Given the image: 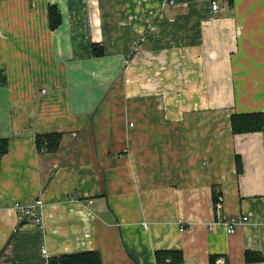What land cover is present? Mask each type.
<instances>
[{"label":"crops","instance_id":"1","mask_svg":"<svg viewBox=\"0 0 264 264\" xmlns=\"http://www.w3.org/2000/svg\"><path fill=\"white\" fill-rule=\"evenodd\" d=\"M164 1L0 0V264H264V131L230 123L264 113V0ZM37 199L43 225L18 227Z\"/></svg>","mask_w":264,"mask_h":264},{"label":"trees","instance_id":"2","mask_svg":"<svg viewBox=\"0 0 264 264\" xmlns=\"http://www.w3.org/2000/svg\"><path fill=\"white\" fill-rule=\"evenodd\" d=\"M48 21L49 28L51 30L56 29L61 23V17L56 7L49 6ZM91 54L94 57H101L103 50L101 47H97L91 44ZM231 131L233 134H246L264 131V113L252 112V113H236L232 114L230 118ZM62 139V134L58 132L36 135L35 146L39 152L53 153L57 151ZM7 152V140L0 141V156H3ZM236 171L237 174L241 173V160L236 157ZM25 223H21L20 227ZM176 252L169 250H159L155 252L156 264L174 263L172 256ZM171 257V258H168ZM245 261H262L263 257L259 254L246 251L244 254ZM169 259V260H168ZM216 257L211 256V264H213ZM182 258H179L181 261ZM47 264H101L99 254L95 251H84L71 254H62L58 256H52L48 259Z\"/></svg>","mask_w":264,"mask_h":264},{"label":"built area","instance_id":"3","mask_svg":"<svg viewBox=\"0 0 264 264\" xmlns=\"http://www.w3.org/2000/svg\"><path fill=\"white\" fill-rule=\"evenodd\" d=\"M174 0H166L161 3V9L167 8L169 5H173ZM211 8L213 11H216L218 9V5L216 2L211 3ZM144 39L142 38L140 41L134 43L132 45V52L137 53L139 51L140 45ZM91 203V202H89ZM43 202L42 200H35L33 203L30 204H24L19 201H15L12 204V208L16 213V218H17V225L20 227L21 223H32L35 226L41 227L43 225ZM248 219L245 216H239V217H229L226 219L220 220L218 223L224 228L225 232L227 234H232L235 232L236 227L238 225H241L245 222H247ZM23 224V225H25ZM179 224V230L183 231V223L182 221H178ZM41 253L46 256V251L45 249L41 250ZM216 264H226L224 259H219Z\"/></svg>","mask_w":264,"mask_h":264},{"label":"rangeland","instance_id":"4","mask_svg":"<svg viewBox=\"0 0 264 264\" xmlns=\"http://www.w3.org/2000/svg\"><path fill=\"white\" fill-rule=\"evenodd\" d=\"M216 4H217V3H216ZM217 5H218V4H217ZM211 9H212V8H211ZM218 9H219V5H218ZM218 9H217V10H218ZM217 10H216V11H217Z\"/></svg>","mask_w":264,"mask_h":264}]
</instances>
